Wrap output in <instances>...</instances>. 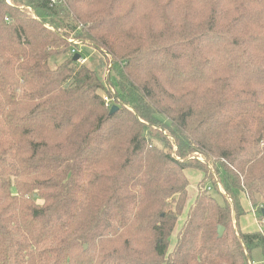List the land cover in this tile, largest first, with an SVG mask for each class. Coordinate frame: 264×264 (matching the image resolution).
Listing matches in <instances>:
<instances>
[{
    "label": "trees",
    "instance_id": "1",
    "mask_svg": "<svg viewBox=\"0 0 264 264\" xmlns=\"http://www.w3.org/2000/svg\"><path fill=\"white\" fill-rule=\"evenodd\" d=\"M262 209L264 0H0V264H251Z\"/></svg>",
    "mask_w": 264,
    "mask_h": 264
},
{
    "label": "rangeland",
    "instance_id": "2",
    "mask_svg": "<svg viewBox=\"0 0 264 264\" xmlns=\"http://www.w3.org/2000/svg\"><path fill=\"white\" fill-rule=\"evenodd\" d=\"M78 50L84 55L87 54L88 57H90L91 55L94 54V51L92 49L86 48L85 46H80L79 45L78 46ZM85 64H88V61ZM101 76L105 79L106 78V72L104 74H102ZM103 97L105 98L104 100H105V102L107 103L108 106H113L114 105V103L109 101V99H107V97H105V96H103ZM199 161H201V160L199 159ZM207 168H209L211 170L210 167H207ZM184 174H185L186 178L189 181V185H188V188H187V199H186V204H185L186 205L185 206V212L181 215V218H179L178 223L176 225V228H175L173 234L170 237L169 249L167 251V254H169L172 251V249H173V246H174V243H175L176 232L181 227V225H182V223H183V221L185 219V215H186V212H187L189 206L194 202V199L196 197L197 184L202 179V177L204 176L202 174V172L197 171V170H193V169H186L184 171ZM206 187H207L208 193H210L214 198L219 200V197L213 191V188H212L210 182L206 183ZM208 187H211L210 190H208ZM241 202H242V205H243V208L245 209V211H248V212L246 213V215H244L242 218L239 219L240 227L242 228L243 231L254 232V231H256L258 229V226L260 225L258 216L252 210H249L250 206L247 205V202H245L244 199H242ZM256 223H258L259 225L256 224Z\"/></svg>",
    "mask_w": 264,
    "mask_h": 264
},
{
    "label": "crops",
    "instance_id": "3",
    "mask_svg": "<svg viewBox=\"0 0 264 264\" xmlns=\"http://www.w3.org/2000/svg\"><path fill=\"white\" fill-rule=\"evenodd\" d=\"M251 264H264V250L255 249L252 251Z\"/></svg>",
    "mask_w": 264,
    "mask_h": 264
},
{
    "label": "water",
    "instance_id": "4",
    "mask_svg": "<svg viewBox=\"0 0 264 264\" xmlns=\"http://www.w3.org/2000/svg\"><path fill=\"white\" fill-rule=\"evenodd\" d=\"M81 59V56L79 54H75L74 57H73V61H79ZM116 107H112L111 110H110V114H113L115 111H116ZM261 141V138L258 139V142ZM261 215L264 217V209L261 210ZM223 228L222 227H218L217 228V235L218 237H222L223 235ZM84 249H86V246H84Z\"/></svg>",
    "mask_w": 264,
    "mask_h": 264
},
{
    "label": "built area",
    "instance_id": "5",
    "mask_svg": "<svg viewBox=\"0 0 264 264\" xmlns=\"http://www.w3.org/2000/svg\"><path fill=\"white\" fill-rule=\"evenodd\" d=\"M73 53H74V52H73ZM84 61H85V60H82V59L79 60L80 63H84ZM217 186H218V188H219V184H218V183H217Z\"/></svg>",
    "mask_w": 264,
    "mask_h": 264
}]
</instances>
